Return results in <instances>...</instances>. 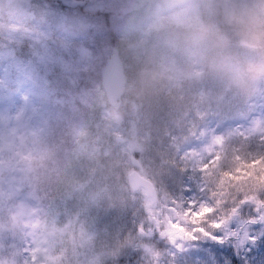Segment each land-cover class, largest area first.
<instances>
[{"label": "rangeland", "instance_id": "rangeland-1", "mask_svg": "<svg viewBox=\"0 0 264 264\" xmlns=\"http://www.w3.org/2000/svg\"><path fill=\"white\" fill-rule=\"evenodd\" d=\"M86 1L98 15L58 0H0V27L36 39L27 56L0 47V68L10 69L0 71V264H120L129 257L122 239L145 246L131 223L149 207L128 186L133 157L162 195L179 177L172 162L193 126L248 131L264 121V76L245 91L234 85L246 62L264 64V48L239 46L220 6L247 11L261 0ZM113 46L126 80L116 108L102 85ZM258 140L252 132L231 143ZM27 233L41 263L30 261ZM150 245L145 264H164L165 245Z\"/></svg>", "mask_w": 264, "mask_h": 264}, {"label": "snow or ice", "instance_id": "snow-or-ice-1", "mask_svg": "<svg viewBox=\"0 0 264 264\" xmlns=\"http://www.w3.org/2000/svg\"><path fill=\"white\" fill-rule=\"evenodd\" d=\"M0 71L10 72L7 67ZM264 112V106H261ZM248 131L220 124L189 130L177 148L178 179L151 198L145 218L132 228L152 244L165 245L164 264H257L264 253V121ZM259 132L255 145L234 146ZM124 264H136L129 256ZM264 264V258L259 260Z\"/></svg>", "mask_w": 264, "mask_h": 264}, {"label": "trees", "instance_id": "trees-1", "mask_svg": "<svg viewBox=\"0 0 264 264\" xmlns=\"http://www.w3.org/2000/svg\"><path fill=\"white\" fill-rule=\"evenodd\" d=\"M58 1L63 6H64L63 3H67L70 8L76 9V10L80 9L81 11H84V12L88 13L92 17H95L96 15H98L97 12H94V11L87 12V10L85 9V6L87 4L86 0H58ZM73 1H76V5L72 4ZM227 2H225L224 4L221 3V5H220L222 8H224V10L225 9L226 10H239L238 7H232L231 5H228ZM91 13H94V14H91ZM99 14L104 16L105 12H102V13L100 12ZM208 19L209 18L205 17V19L203 21L207 22ZM107 30L110 31V28L107 27ZM59 38H62L59 34L55 35V37H54V39H59ZM49 39H48V41H49ZM35 40L36 39H34V38L22 37L21 32L18 31V30L14 31L11 28L7 29V28H4V27H0V47H2L1 44H6L10 48L15 49L19 53V55H20V53L21 54L25 53L24 56H27L30 52H32L31 47L34 45L33 41H35ZM18 44H20L21 50H19V45ZM164 64H165V62H164ZM162 66L157 67V69L159 70ZM163 70H165V69H163ZM70 82L72 83L71 87H75V88H76V86H81V83H82V81L76 80V79H73ZM90 102H91V98H90ZM89 107H90L91 111L98 110V107L96 105H94V103H90ZM103 108H104V111L107 110V106L105 104H104ZM11 112H15V110H12ZM108 125L111 126V124H108ZM84 147H86V146H84L82 144V148H84ZM33 150L35 151V148H33ZM33 202H34V200H33ZM25 242H26L25 243L26 244L25 245V249H30V253H31L32 259H34L35 261L41 263L42 256L40 254H42V253H40L41 250H40L39 246L35 243V237L27 233ZM143 243H145V246H143V247L146 248V249H148V247L151 246L150 244H148L144 240H143ZM117 245H122L120 247L121 248L123 247V249L125 248L126 252H128V256H131V257H133L136 260V264H137V262H140L141 264H143V263L145 264V259H146L147 254L152 252V250L151 251L150 250H147V251L142 250L143 247L140 248V245L138 244V241L137 242H135V241L132 242V240H124V239H122L120 242H118ZM117 245L114 246V247H116V248L119 247ZM144 252L146 253V255H145ZM19 253L22 256V254H23L22 253V249H21V251L19 250ZM126 258L127 257L125 255V257H123V260L119 261L118 263L124 264V261H125Z\"/></svg>", "mask_w": 264, "mask_h": 264}, {"label": "clouds", "instance_id": "clouds-1", "mask_svg": "<svg viewBox=\"0 0 264 264\" xmlns=\"http://www.w3.org/2000/svg\"><path fill=\"white\" fill-rule=\"evenodd\" d=\"M227 23L238 38L239 46L246 49L264 48V0L261 6L247 11L227 10L225 12ZM201 41L207 39L204 34L199 37ZM214 46H221L222 41L217 39ZM246 79L241 78L234 81V85L242 91L248 87L247 81L256 80L264 76V64L246 62L243 66Z\"/></svg>", "mask_w": 264, "mask_h": 264}, {"label": "water", "instance_id": "water-1", "mask_svg": "<svg viewBox=\"0 0 264 264\" xmlns=\"http://www.w3.org/2000/svg\"><path fill=\"white\" fill-rule=\"evenodd\" d=\"M103 81L110 102L115 104V99L121 93L120 86L123 83L122 66L116 49L113 50V54L108 60V64L103 71ZM134 163L136 166H138L137 161L134 160ZM128 180L130 186L134 190L140 186L143 187L151 200L153 197V188L148 180L141 177L135 170L128 174Z\"/></svg>", "mask_w": 264, "mask_h": 264}]
</instances>
